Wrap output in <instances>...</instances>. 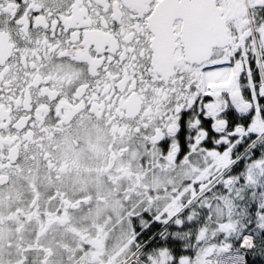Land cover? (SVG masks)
I'll return each instance as SVG.
<instances>
[{"label":"snow or ice","instance_id":"obj_1","mask_svg":"<svg viewBox=\"0 0 264 264\" xmlns=\"http://www.w3.org/2000/svg\"><path fill=\"white\" fill-rule=\"evenodd\" d=\"M0 264H264V0H0Z\"/></svg>","mask_w":264,"mask_h":264}]
</instances>
